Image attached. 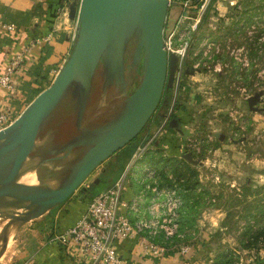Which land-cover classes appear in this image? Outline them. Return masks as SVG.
I'll use <instances>...</instances> for the list:
<instances>
[{
	"label": "rangeland",
	"instance_id": "1",
	"mask_svg": "<svg viewBox=\"0 0 264 264\" xmlns=\"http://www.w3.org/2000/svg\"><path fill=\"white\" fill-rule=\"evenodd\" d=\"M72 1L77 8L79 0ZM161 43L166 54L175 55L176 65L170 86L162 88L130 140L141 148L139 170L155 184L146 209L134 218H150L153 210L163 216L166 191L174 190L183 213L166 222L175 223V230L163 243L173 246L184 264H264V240L239 239L247 228L264 229V0H166ZM127 45L133 47L134 37ZM129 66L126 81L131 77L135 87L141 61L134 72ZM98 86L96 79L85 120L95 110L103 115L102 106L95 107ZM112 99L117 101V94L104 103ZM186 152L195 162L183 156ZM38 160L27 156L11 183L55 186L65 173L44 169ZM115 160L100 161L72 194L91 198L111 185L115 180L93 184L92 179L104 166L111 176ZM12 194L0 196V257L14 228L43 212L30 210V202ZM159 230L149 239L161 240Z\"/></svg>",
	"mask_w": 264,
	"mask_h": 264
},
{
	"label": "crops",
	"instance_id": "2",
	"mask_svg": "<svg viewBox=\"0 0 264 264\" xmlns=\"http://www.w3.org/2000/svg\"><path fill=\"white\" fill-rule=\"evenodd\" d=\"M72 3V0H0V20L15 26L10 33L0 31V72L5 67L9 56L24 47L26 48L20 66L10 74L11 87H0V109L8 108L12 120L20 114L39 91L51 82L70 53L78 24L75 20L72 24L75 16L73 18L68 16V10ZM128 48L126 43L122 51L125 81L123 93H118L113 83L103 86V71L99 60L94 68L88 97L78 120L75 119L76 108L72 94L68 91L41 123L28 157L39 158L41 167L53 170V173H57L59 170L60 173H66L68 167L76 162L87 147L83 143L73 142L83 139L87 130H95L104 125L118 110L123 98L133 90L128 91L131 86V77L126 81L125 68L128 63L130 64L128 68H133L134 72L137 66L132 65L131 67L134 46L126 55L125 50L127 51ZM96 79L99 80V86L95 107L102 106L103 115L99 116L98 110H95L87 118L88 120H85L86 109ZM114 93L118 96L117 101L112 99L108 104L104 103V99L108 96L112 97ZM105 114L107 115L105 116ZM130 140L104 159L113 156L116 162L122 149L131 145ZM139 149H141L140 146L135 144L114 179L116 180L127 169L128 177L123 184L122 197L129 203L133 202L136 207L133 210L125 209L130 220L146 209L151 189L155 186L148 182L139 170L144 165L143 159L136 161ZM150 169V172L154 171V168ZM111 180L112 175L108 178V181ZM106 185H110V183ZM73 191L61 202L51 206L47 211H43L38 217L18 224L14 228L9 247H6L0 257V264H86V259L77 253L74 245L60 242L54 238L57 232L73 223L83 210L87 199L91 200L96 194L87 198V195L86 197L74 195ZM139 193L142 194L140 198ZM181 205L179 204V208H177L176 216L183 213ZM159 231V233H163L161 234L162 239L155 237L156 241H151L160 246L162 251L156 254L143 252L138 242V237L141 235L139 234L136 237L120 239L115 242L118 255L129 264H184L181 254L177 251L173 252L172 250L175 249L173 246L169 247L163 243L167 235L162 230Z\"/></svg>",
	"mask_w": 264,
	"mask_h": 264
},
{
	"label": "water",
	"instance_id": "3",
	"mask_svg": "<svg viewBox=\"0 0 264 264\" xmlns=\"http://www.w3.org/2000/svg\"><path fill=\"white\" fill-rule=\"evenodd\" d=\"M165 7L166 0H79L77 8L70 5L68 16H75L78 23L70 53L51 82L0 130V196L14 192L15 200L32 204L30 210L45 211L66 198L100 161L141 129L162 88L170 86L176 65L175 55L166 54L161 43ZM132 37L131 66L141 61L139 82L104 125L87 130L83 139L73 142L87 145L82 155L55 186L13 185L14 175L29 155L41 123L68 91L78 120L99 60L103 86L113 83L118 93H123L122 51ZM183 156L195 162L190 152ZM98 180L99 176L92 183Z\"/></svg>",
	"mask_w": 264,
	"mask_h": 264
},
{
	"label": "built area",
	"instance_id": "4",
	"mask_svg": "<svg viewBox=\"0 0 264 264\" xmlns=\"http://www.w3.org/2000/svg\"><path fill=\"white\" fill-rule=\"evenodd\" d=\"M14 28L13 24L0 20L1 32L10 33ZM25 49L24 47L7 58L6 65L0 72V87H11L10 74L20 66ZM11 121L9 109L6 107L0 109V130ZM125 170L111 185L99 190L85 204L73 223L54 235L58 241L74 245L77 253L86 259V264H129L118 255L115 242L120 239L133 238L139 234L141 235L138 237V242L142 251L156 254L162 251V248L154 244L148 236L155 234L160 228L165 235L175 230V223L166 224L176 217L177 206L180 203L174 190L166 191L169 194L168 207L167 211H163V216H159L153 210L150 211V218L139 216L130 220L125 209L133 210L136 207L133 202L129 203L122 197ZM141 193H139V198L142 197ZM179 249L184 250L186 246L179 247Z\"/></svg>",
	"mask_w": 264,
	"mask_h": 264
},
{
	"label": "trees",
	"instance_id": "5",
	"mask_svg": "<svg viewBox=\"0 0 264 264\" xmlns=\"http://www.w3.org/2000/svg\"><path fill=\"white\" fill-rule=\"evenodd\" d=\"M169 91V89H168ZM134 143L127 146L126 148L122 149L121 152V158H118L115 166H111L109 169L112 173V180L116 178V176L119 174L122 166L124 165L125 161L127 160L131 150L134 147ZM247 237L248 240L251 242L255 243L257 241H263L264 240V229H259V228H247L242 234H240L239 239L243 237ZM152 239V238H151ZM214 264V263H213Z\"/></svg>",
	"mask_w": 264,
	"mask_h": 264
},
{
	"label": "flooded vegetation",
	"instance_id": "6",
	"mask_svg": "<svg viewBox=\"0 0 264 264\" xmlns=\"http://www.w3.org/2000/svg\"><path fill=\"white\" fill-rule=\"evenodd\" d=\"M130 49H128L127 51L125 50V54L127 55L128 54V51ZM139 64V63H138ZM134 89L133 86H130V91ZM99 174V180L96 182V184L99 183L100 179H103L104 182L108 181V178H110V175L108 174V171H107V168H101V171L98 173ZM91 186H94V185H91Z\"/></svg>",
	"mask_w": 264,
	"mask_h": 264
},
{
	"label": "bare ground",
	"instance_id": "7",
	"mask_svg": "<svg viewBox=\"0 0 264 264\" xmlns=\"http://www.w3.org/2000/svg\"><path fill=\"white\" fill-rule=\"evenodd\" d=\"M18 203V202H17ZM12 204H14V201H13V203ZM17 205V204H16ZM25 205V204H24ZM20 206H22V205H20ZM47 211V210H46ZM36 213V212H35ZM1 214V213H0ZM21 214V213H20ZM14 217V216H13ZM30 217V216H29ZM35 217H37V216H35ZM2 218V217H1ZM40 218V217H39ZM28 220H29V218H28ZM20 223V222H19ZM1 254V253H0Z\"/></svg>",
	"mask_w": 264,
	"mask_h": 264
}]
</instances>
